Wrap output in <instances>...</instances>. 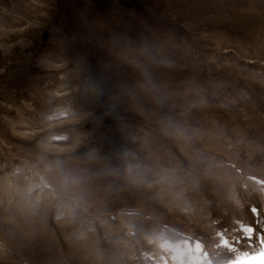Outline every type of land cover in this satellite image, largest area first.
<instances>
[{
    "label": "rangeland",
    "instance_id": "obj_1",
    "mask_svg": "<svg viewBox=\"0 0 264 264\" xmlns=\"http://www.w3.org/2000/svg\"><path fill=\"white\" fill-rule=\"evenodd\" d=\"M242 226L264 0H0V264H231Z\"/></svg>",
    "mask_w": 264,
    "mask_h": 264
},
{
    "label": "snow or ice",
    "instance_id": "obj_2",
    "mask_svg": "<svg viewBox=\"0 0 264 264\" xmlns=\"http://www.w3.org/2000/svg\"><path fill=\"white\" fill-rule=\"evenodd\" d=\"M240 232L242 236L231 245V250L237 253L231 264H264V232L256 236L258 244L255 245L252 243L255 233V229L252 226H242ZM242 239L248 241L247 247L251 251H241L236 247ZM224 243L226 246L228 245L227 241H224Z\"/></svg>",
    "mask_w": 264,
    "mask_h": 264
},
{
    "label": "bare ground",
    "instance_id": "obj_3",
    "mask_svg": "<svg viewBox=\"0 0 264 264\" xmlns=\"http://www.w3.org/2000/svg\"><path fill=\"white\" fill-rule=\"evenodd\" d=\"M45 34H46V38H45V40H46L47 39V33L45 32ZM39 178H40V181L42 182L43 185H48V182L40 174H39Z\"/></svg>",
    "mask_w": 264,
    "mask_h": 264
},
{
    "label": "water",
    "instance_id": "obj_4",
    "mask_svg": "<svg viewBox=\"0 0 264 264\" xmlns=\"http://www.w3.org/2000/svg\"><path fill=\"white\" fill-rule=\"evenodd\" d=\"M45 35H46V34L44 33V34H42V36H40V40H41V41H43V40L45 39Z\"/></svg>",
    "mask_w": 264,
    "mask_h": 264
},
{
    "label": "clouds",
    "instance_id": "obj_5",
    "mask_svg": "<svg viewBox=\"0 0 264 264\" xmlns=\"http://www.w3.org/2000/svg\"><path fill=\"white\" fill-rule=\"evenodd\" d=\"M218 264H224V261H219Z\"/></svg>",
    "mask_w": 264,
    "mask_h": 264
}]
</instances>
